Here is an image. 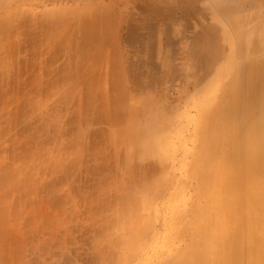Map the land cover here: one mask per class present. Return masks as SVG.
Wrapping results in <instances>:
<instances>
[{"label": "rangeland", "instance_id": "obj_1", "mask_svg": "<svg viewBox=\"0 0 264 264\" xmlns=\"http://www.w3.org/2000/svg\"><path fill=\"white\" fill-rule=\"evenodd\" d=\"M58 1L60 0L20 1L21 4L29 8V16L31 18L21 16L20 19L18 17L16 20L18 43L15 44L18 48L15 46L12 48L11 46H13V43L10 42L12 44L10 45L9 41L4 38L3 33L0 31V57H2V59L0 58V179L2 178L0 180V186H2V189H0V264H94V245L99 244L98 246H100L105 243L100 241V237L102 238L101 231L109 230V234L107 233V235L110 236H105L108 241L109 237L111 240L113 238L111 233H117L116 222L113 217H121L119 211V197L130 194L133 189L136 188L138 184L137 181L140 180L142 176L141 173H139L140 176L137 178L136 175L138 174H130L125 169L127 144L120 140L123 134V132L121 134L120 130L126 129L125 124L127 122L126 113L128 107L137 103L138 100H143L148 97L153 98L155 100L154 104L159 111L164 112L171 119L170 127L165 129L160 128V130H163L161 131V135L171 140L170 156L161 168L164 172L161 178L165 184V192L163 195L157 197L153 196L151 199L148 210L151 218L150 234L147 233L144 237L141 248L131 255L125 263H117L116 261V258L118 259V257L125 253V251H122L124 250V246L121 247L119 244H117V246L109 245V248L110 246V249L114 248V256L117 253L116 258L113 255L110 256L115 259L113 264H159V262L161 263V258L167 257L170 253V251H166L164 254H161L159 250L160 243L165 240L164 237L169 235L174 228V217L170 202L175 198V195H169L171 188L174 190L172 193H175L176 190L173 188L175 182L184 181L187 186L186 193L189 194L190 189L194 187L192 180L184 175L182 163H185L186 156H191L192 152H194L196 124L193 121L199 116V107L205 96L199 91V89H201L200 85L217 72L218 68L216 67H218L229 53H226V48L227 50L229 49V44H226V48H224V41H220L216 38L218 31L220 33L226 27L225 21L221 18L220 14L216 12V9H219L220 12L226 16H239L245 13L249 16L247 22H245V27L249 29L252 25L258 27L264 22V2L262 0ZM13 6L9 10H13ZM86 10H88L89 13ZM95 12L98 15L100 13V15L98 17L97 14L93 16ZM1 13H4V10H0V14ZM76 15H80L79 19ZM82 16L84 19H81ZM89 16H91V18ZM104 16L106 20L110 21H105L103 19ZM100 17L109 24L107 26L105 23L108 28L103 27L105 25H102V20L100 22L101 24L99 23L100 20H98V18L100 19ZM89 18L92 22L87 24ZM38 20H40V22H38ZM84 20H86L85 24H83ZM53 22L57 23L54 24ZM95 22L97 24L94 26L93 24ZM76 23H78V25ZM44 24L45 26L47 25L45 28ZM98 24H100V26L102 25V27H100L101 29L97 28V31H92L93 27H99ZM57 25H60L61 28ZM114 26L117 27L116 30ZM50 27L52 31L49 29ZM56 28L60 29L58 30ZM74 28L77 29L74 31ZM80 28L87 31L90 28L92 29L84 35L86 32L81 31V33L79 31L81 30ZM102 28H107L105 32L102 31L104 32L102 33L103 38L102 35H99L101 34L100 30H105ZM113 30L119 31L117 33L114 32L116 33L114 34L112 32ZM108 31L109 35L106 36L108 37L106 39L104 36L107 35L105 33H108ZM41 32L44 35L41 34ZM112 33L115 36L118 35L116 39L119 37V41L115 39V36L114 40L119 42L120 46L115 44L113 47L114 40L111 38V36H113ZM30 36L32 39H30ZM85 38L90 42L86 41ZM63 39L65 41H63ZM34 41L35 43H33ZM88 43L93 44L95 47H92L91 44L88 45ZM72 44L75 46V49L78 47L76 49L78 50L77 52L74 49L75 52L72 53ZM68 45L69 47H67ZM85 45L86 48L89 46V50L88 48L87 50L85 49ZM80 46L82 48H79ZM58 48L60 50H58ZM117 48L119 49L117 50ZM54 49L58 51L56 52ZM92 49H95L94 53H97L95 56L91 52L93 51ZM96 50L98 52H96ZM103 50H107L106 53H103ZM11 51L13 53H11ZM67 51H70L69 54ZM87 51L90 53L88 54ZM85 53L87 56H91L89 57L91 60L86 59ZM213 54L217 56L214 57ZM72 55H75L74 58H76L72 59ZM110 55L115 57L112 58ZM53 56L55 57L51 59ZM79 56H81V58H79ZM120 56H122V59L119 58ZM259 56L264 58V50ZM66 57H68V59H66ZM83 57L87 61L84 60ZM96 57L101 59L99 60ZM116 57L119 58L120 62ZM78 58L79 61L83 58L81 63H78ZM95 58L97 61H94ZM115 58L117 61L114 60ZM91 61L94 63L92 64ZM112 61L115 64L120 63L117 66L123 64L121 65L123 70V75L121 74L122 78L120 77L118 79V74L121 71L118 72L119 68L114 66ZM9 62H11V65ZM85 62L89 63L91 66L87 63L85 64ZM66 63L69 64V67ZM72 63H75V65ZM81 64L82 66H80ZM52 65L53 67H50ZM92 65L96 69L94 67L90 69ZM72 67L76 70H72ZM7 68H9V71H4V69L6 70ZM98 68L101 69L98 70ZM103 68L105 69V73ZM45 69L47 71L51 69L54 71L51 70L52 72L48 71L47 73L44 71ZM63 69L66 71L65 73L61 71ZM56 70L57 72L59 70V72L57 73ZM98 71L100 73L97 76ZM17 72L20 73L17 74ZM91 72H94V75L91 74ZM11 73L13 75H11ZM49 73L51 74L49 75ZM88 73L90 74L91 80L93 79L95 81L96 77H98L97 82H95L96 88L93 80L89 82ZM56 74L58 76L62 75L59 76V78L55 76ZM82 74H84V76L81 77L80 75ZM62 76H65L64 81L67 78L71 80L67 79L64 82L61 79ZM94 76L95 78H93ZM115 76H117V78H115ZM84 78H86L85 80L88 79V81L86 82L83 80ZM116 79L119 84L122 82L120 84L122 86L118 85ZM8 80L11 82L9 81L8 83ZM83 81L88 84L87 88ZM102 81H104L103 86H105V88H103L105 90L102 89L101 92L104 94L106 93V95L102 93L104 98L100 95L101 92L98 94V87L100 86L98 84L102 86ZM50 82H59L62 86H59L58 83L51 84ZM91 82H93V85ZM113 83L114 85H112ZM110 85L113 87L118 85L115 86L116 88L114 87L116 91L111 88L112 86L110 87ZM119 86L121 88H119ZM83 87L86 89V92L91 91V88L94 87L93 89L96 90L91 91V94L94 93L95 97H89L91 95L89 93L86 94L87 97ZM21 88H23V91H21ZM110 88L115 92L113 93L115 98L112 96L111 92L113 91H110ZM12 91L14 93H12ZM120 95L121 97L119 98ZM5 96H7V98ZM92 96L94 95L92 94ZM96 96H98V98ZM99 96H101L102 99H99ZM20 97L22 99H20ZM111 97L112 99L114 98L113 100L115 102L110 100ZM120 99H123V101ZM101 100L105 102L104 105H101L103 104ZM117 100L119 102L121 101V106L118 105V107H114L115 104L118 103ZM92 101L94 103H92ZM20 103L23 107L20 106ZM112 103L114 105H112ZM122 104H124L123 106L125 108H123ZM102 106L104 107L102 108ZM114 109H119V111H116L117 113L115 114ZM122 109H125V114ZM85 111H87V114ZM103 111L104 116L102 114ZM4 112L5 114L3 115ZM112 112L122 119V116H124L125 119L120 120L118 118L117 120L115 117V121L112 119L114 118ZM24 113H26L25 115L27 117L22 116ZM18 115L21 116L18 117ZM106 116L116 123L113 121L108 122L105 119ZM71 117L72 119H70ZM84 117L87 120H85ZM194 117L195 119H193ZM82 118L85 120V123L82 121ZM36 119L37 122H35ZM104 119L105 123H101L103 122L101 120ZM146 119L148 120V116L146 117V115L141 118L144 124ZM99 120L101 122H99ZM97 122H99V124H97ZM26 125L28 126V131ZM95 127L99 131H97ZM106 128L108 132H106ZM2 131L6 132L2 134ZM100 131L102 132L101 134ZM93 134L96 135L94 136ZM4 135L5 137H3ZM103 135L106 136L107 140ZM90 137L91 141L93 140L92 144ZM95 137H99V139ZM108 138L110 139L108 140ZM85 140L87 141L86 143ZM96 140L99 141L96 142ZM101 140V144L106 140V142H104L105 145L99 144ZM21 145H23V147H28V150L27 148L25 149V147L24 150ZM93 145H95V147ZM86 152L87 154L85 155ZM12 153L13 155H11ZM100 156L101 159L98 158ZM90 158L91 160H89ZM57 160L63 163L61 167L56 168V165H54ZM99 164L105 165L104 167L107 170L101 167V165L99 166ZM28 165L29 189H27L26 185L21 187L12 185L10 177H6L5 174L7 172L10 173L11 170L14 169L18 172V166V168L21 169L20 175L22 176L25 174L22 170H26ZM82 170L87 172L84 174ZM150 170L154 171L152 166ZM69 172L70 174H68ZM103 173L104 176H102ZM151 174H154V172H151ZM78 176H80V178ZM99 177H102L101 180ZM76 179L80 180L77 181ZM87 180L89 181L87 182ZM94 180L98 182L97 185L94 183ZM89 187H92V189ZM65 193L66 196L64 195ZM93 194L94 198L97 196L94 200ZM61 198L66 199L68 203ZM68 199L72 201L70 200V202ZM17 204L19 206H17ZM64 207L65 210H63ZM5 211L8 213H5ZM94 211L97 214H95ZM30 217L32 218L31 220ZM39 229H41L40 232ZM8 238L9 240H6ZM118 238L119 240L121 239L119 236H114L113 240H118ZM96 239H100L97 244H95ZM40 245H46L48 247L42 246L43 248H41ZM115 251L116 253L114 254ZM148 258L150 262H146Z\"/></svg>", "mask_w": 264, "mask_h": 264}, {"label": "bare ground", "instance_id": "obj_2", "mask_svg": "<svg viewBox=\"0 0 264 264\" xmlns=\"http://www.w3.org/2000/svg\"><path fill=\"white\" fill-rule=\"evenodd\" d=\"M20 1L21 0H0V10H4V13L0 14V31L3 33L4 38L9 41V43L10 42L13 43V46H11L12 48L14 46L18 48V46L15 44V43H18L17 42L18 29H17V25H16V20L18 19V17L20 19L21 16L22 17H24V16L30 17L29 16V8L27 6L21 4ZM60 1H62V0H60ZM60 1H58V2H60ZM262 1L264 2V0H262ZM12 6H13V10H9L12 8ZM98 9H99V7H98ZM88 10H86V11L89 13L90 10L89 11ZM216 10H217L216 12H218V14H220L221 18L226 23L225 29H223L220 33L218 31L216 38H218V40H220V41L221 40L224 41V42L222 41L224 46H225L224 48H226V44L227 45L229 44V49L227 50V48H226V53H228V52L229 53L227 54L226 58L218 65V67H216V68H218L217 72L214 73L208 79H206L204 82H202V84L200 85L201 89H199V91H201V94L205 95V96H204V100H203L202 104H200V107H199V116L197 117L196 120L193 121L196 124V132H195L196 133V136H195L196 142H195L194 152H192L191 156H186L185 163L184 164L182 163V166L184 168V175H186L188 178H190L192 180L194 187H193V189H190L189 194L186 193L187 192V186L184 183V181L175 182V186L173 187L176 190L175 193H172V191H174V190H172V188H171L169 195H172V194L175 195V198L170 202L171 210H172L173 217H174V228H173V231H171V233L169 235L164 237L165 240L160 243L161 245L159 246L160 247L159 250H160L161 254H164L166 251L167 252L170 251V253L167 257L161 258V260H160L161 263L159 262V264H264V58L259 56V54H261V52L264 50V22L262 23V25H260L258 27L252 25V27L247 29V27H245V22H247L249 16L246 15L245 13H243L239 16H237V15L226 16L225 14H222L219 9H216ZM96 14L97 13L95 12V14H93V16ZM83 15H84V13H83ZM99 15H100V13H99ZM99 15L97 14V17ZM105 15H108V14H105ZM76 16H78V15H76ZM79 17H80V15L78 16V19H79ZM89 17L91 18V16H89ZM101 17H100V19L98 18V20H100L99 23L102 20ZM30 18H28V19H30ZM86 18H88V17H86ZM90 18H89L87 24L88 23L90 24L92 22V20H90ZM107 18H108V16H107ZM109 18H110V15H109ZM81 19H84L83 16ZM103 19L105 21H108L105 19V16ZM86 20H84V22L82 21L83 24H85ZM104 20H102L104 23V24L102 23V25H105L103 27H107L109 24H107V22H105ZM51 21H52V19H51ZM14 22H15V24H14ZM18 22H17V24H18ZM38 22H40V20H38ZM82 22H81V24H82ZM23 23H25V22H23ZM41 23H39V24H41ZM55 23H57V22H55ZM78 23H79V21H78ZM78 23H76V24L78 25ZM105 23L107 24V26ZM96 24L97 23L95 22L93 25L95 26ZM100 24H98L99 27H93V29H95V30H93L92 28H90V29H92V31H97V28L102 27V25L100 26ZM77 25H76V27H77ZM82 25H81V27H82ZM46 26L44 24V28ZM57 26H59L61 28L60 25H57ZM86 26H88V25H86ZM51 27L49 29L52 31ZM107 28L106 29L102 28L105 30H100L101 29L100 28L99 30L101 31V34H99V35H102V33H104L107 30ZM116 28L117 27H115V30H116ZM56 29H58V28H56ZM76 29L74 28V31ZM85 29H87V28H85ZM90 29H88V31H90ZM79 31L80 32L85 31L86 33H84V35L87 34V32H88L87 30H83V29H81ZM102 31H104V32H102ZM118 31L119 30H117V31L113 30L112 32L117 33ZM70 32H71V30H70ZM48 33H51V32H48ZM116 33H114V34H116ZM41 34H43V33L41 32ZM78 34H79V32H78ZM105 34H107V35H105L104 37L108 36L109 31H108V33H105ZM114 34H113V36H111V38H113V40H114V36H115ZM89 35H92V34H89ZM34 36H35V32H34ZM117 36H115V39ZM94 38H96V37H94ZM102 38H103V35H102ZM107 38L108 37H106V39ZM118 38L116 39L117 41H119ZM30 39H32V37ZM87 39H86V41H89ZM113 40L111 39L112 42H113ZM116 40H114L113 47L115 46V44H118L120 46L119 42H116ZM1 41H2V39H1ZM63 41H65V40L63 39ZM11 43H10V45H12ZM33 43H35V41ZM89 44H91V43H88V45ZM219 45H220V43H219ZM57 46H59V45H57ZM60 46H61V44H60ZM91 46L95 47V46H93V44H91ZM67 47H69V45ZM74 47L75 46H73V44H72V47H71L73 49L72 53H74L75 50L78 48V47H76V49H75ZM59 48H58V50H60ZM61 48H63V47H61ZM79 48H82V47L80 46ZM87 48L89 50V46ZM87 48L85 45L86 50H87ZM99 48H101V47H99ZM118 49L119 48H117V50ZM54 50L56 51V49H54ZM82 50L86 51L84 49H82ZM94 50L93 51L90 50V51L95 56V54H97V53H94ZM104 50H103V53H106L107 50L106 51H104ZM77 51L78 50H76V52ZM69 52H68V54H69ZM96 52H98V51L96 50ZM11 53H13V52L11 51ZM11 53H10V55H11ZM89 53L90 52H88V54ZM78 54H80V53H78ZM120 54H121V52H120ZM70 55H71V53H70ZM76 55H77V53H76ZM72 56L73 57H71V58L73 59L75 55H72ZM117 56H118V54H117ZM122 56H123V54H122ZM122 56H120L119 58L122 59ZM213 56L215 57L217 55L213 54ZM54 57L55 56L51 57V59ZM86 57H87L86 58L87 60H91V59H89V57H91V56H87V54H86ZM98 57H96V58L100 60L101 58H98ZM110 57L113 58L115 56L110 55ZM0 58L2 59V57H0ZM79 58H81V56H79ZM79 58H78V63L79 62L81 63L82 59L84 57L80 61H79ZM96 58L94 61H97ZM116 58L114 60L117 61V59H118V61H119V58H117V59ZM66 59H68V57H66ZM66 59H65V61H66ZM86 59L84 58V60H86ZM56 60H54V61H56ZM48 61H49V59H48ZM52 62H53V60H52ZM71 62H72V60H71ZM10 63L11 62H9V64ZM86 63L87 62H85V64ZM91 63L93 64L94 62L91 61ZM121 63H122V60H121ZM53 64H55V63H53ZM72 64L75 65V63H72ZM82 64L80 66H82ZM87 64H89V63H87ZM119 64L120 63H116V64L114 63V66H117ZM48 65H46V66H48ZM64 65H65V63H64ZM67 65L69 67V64H67ZM84 65H83V67H84ZM121 65H123V64H121ZM121 65L117 66L119 68V69L117 68L119 70L118 72L121 71L118 74L119 75L118 79L123 75V70H122ZM15 66H16V64H15ZM89 66H91V65L89 64ZM110 66H111V64H110ZM50 67H53V65ZM93 67L94 66L92 65V68L90 67V69H93ZM61 68H62V65H61ZM8 69L9 68H7L6 70L4 69V71L7 72ZM73 69H75V68L72 67V70ZM90 69L88 67L89 71H90ZM99 69H101V68H98V70ZM123 69H124V67H123ZM38 70H39V68H38ZM51 70H48V71L49 72L54 71V70H52V71ZM59 70H58V72H59ZM78 70H79V67H78ZM104 70L105 69L103 68V71ZM44 71H46L48 73V71L46 69ZM61 71H64V69ZM11 72H13V71H11ZM56 72H57V70H56ZM65 72L66 71H64L63 73H65ZM80 72H79V74H80ZM19 73L17 72V74H19ZM93 73L91 72V74H93ZM99 73L100 72L98 71L97 76L99 75ZM104 73H105V71H104ZM50 74L51 73H49V75ZM11 75H13V74L11 73ZM45 75H46V73H45ZM61 75H59V76H61ZM88 75H89V82H90V80H91L90 74L88 73ZM55 76H58V75L56 74ZM65 76L61 77V79L63 81H64ZM80 76L82 77V76H84V74H82ZM117 76H115V78H117ZM7 77H8V75H7ZM58 77H57V79H58ZM70 77H72V76H70ZM103 77H102V80H103ZM91 78H92V75H91ZM93 78H95V76ZM97 78L98 77H96L95 81L92 79L94 81V83L97 82V80H98ZM85 79L86 78H84L83 80H85ZM100 79H101V77H100ZM109 79H111V78H109ZM28 80H29V78H28ZM9 81L10 80H8V83H9ZM55 81H56V79H55ZM85 81L87 82L88 79ZM85 81H83L84 84H86ZM103 82L104 81L101 82L102 86H101V84H98V85H100L98 87L100 89V90L98 89V94H100L99 92H101V90L105 88V86H103ZM116 82H117V79H116ZM28 83H29V81H28ZM53 83H55V82H53ZM53 83H51V84H53ZM57 83L59 84V82H57ZM57 83H55V84H57ZM91 83L93 85V82H91ZM99 83H100V81H99ZM11 84H13V83H11ZM15 84H16V82H15ZM120 84L118 83V85H120ZM87 85L88 84L85 85L86 88L88 87ZM112 85H114V83ZM112 85H110V87ZM118 85H115V86H118ZM59 86H62V85L59 84ZM94 86L96 88V83L94 84ZM120 86H122V85H120ZM120 86H119V88H121ZM114 87L112 86L111 88L114 89ZM56 88H57V86H56ZM93 88L94 87L91 88V91L96 90ZM111 88H110V91H113V89L111 90ZM0 89H1V87H0ZM21 89H22L21 91H23V88H21ZM83 89H84V87H83ZM9 90H11V89H9ZM19 90H20V88H19ZM84 90H85V95L88 93L91 94V91L86 92V89H84ZM121 90H123V89H121ZM3 93H5V92H3ZM12 93H14V92L12 91ZM102 93L103 92H101V94H100L101 96H102ZM111 93H112V96H114L113 93H115V92L113 91ZM120 93H121V91H120ZM92 94L94 96H92ZM92 94L89 97H95V94L94 93H92ZM117 94H119V93H117ZM103 95H106V93L105 94L103 93ZM77 96H76V98H77ZM101 96H99L100 97L99 99L104 98V96H102V98H101ZM5 97L7 98V96H5ZM5 97H4V99H5ZM96 97L98 98V96H96ZM120 97H121V95L119 96V98ZM114 98H115V96H114ZM11 99H12V97H11ZM20 99H22V98L20 97ZM113 99L111 97L110 100L114 101ZM120 100L123 101V99H120ZM83 102H84V97H83ZM102 102H103V104H101V105H104L105 102L104 101H102ZM120 102L118 101L119 104L116 103L117 106L115 104L114 107H118V105L121 106ZM92 103H94V102L92 101ZM113 103H112V105H114ZM154 103H155V100L153 98L148 97V98H145L143 100L142 99L138 100L137 103L128 107V109H127V113H126L127 114V122L125 124L126 129L120 130L121 134L123 132L122 137H120V140L127 144V150H126V155H125V169L130 174H133V175L138 174V175H136L137 178L140 176L139 173H141L142 176L140 177V180L137 181L138 184L136 185V188H134V189L132 188L133 191L130 194H127L125 196L123 195V196L119 197V199H120L119 211H120L121 217H113V219L116 222L117 233L116 234H115V232L111 233L113 235L112 236L113 238H114V236L115 237L119 236L121 238L120 240L118 238L119 243H118V240H113V238L111 240V238L109 237L110 242L105 238V236L106 237L110 236V235H107V233L109 234V230L108 231L107 230L101 231L102 238L100 237L101 240L96 239L95 244H97V242H99V240L102 242H105V243L103 245H100V246H98L99 244L94 245V248H95V256H94V260H93L94 264H113L115 259L110 257V256L113 255L114 248L110 249L111 246L109 248V245L117 246V244H119L121 247L124 246L123 247L124 250H122V249L121 250L125 251V253L122 256L118 257V259H117L116 258L117 253L115 251L114 254L116 253V255L115 256L113 255V256L116 258L117 263H125L131 255L136 253V251L139 248H141L142 241H143L144 237L147 235V233L150 234L149 229H150V224H151V218H150L149 211H148L149 210V204H150L153 196H155V197L161 196L165 192V188H164L165 184L163 183L164 181L161 178V176L163 175L164 172L161 168L164 166L165 162L167 161L168 157L170 156L169 151L171 148V140L170 139L168 140L167 137H165L164 135H161V131H163V130H160V128L165 129L167 127H170L171 126V119L164 112L159 111V109L157 108V106ZM86 105H88V104H86ZM123 105L124 104H122V106ZM20 106L23 107V105H21V103H20ZM103 107L104 106H102V108ZM13 108H15V107H13ZM102 108H101V110H102ZM123 108H125V107L123 106ZM111 109H112V107H111ZM119 109L118 110L114 109L115 114L117 113L116 111H119ZM19 110H21V109H19ZM49 110H51V109H49ZM122 110H121V112H122ZM182 110H183V108H182ZM104 111L102 112V114L104 113ZM106 111H108V110H106ZM110 111H112V110H110ZM5 112L3 113V115L5 114ZM26 113H29V112H26ZM26 113H24V115L22 114V116H26L25 115ZM85 113L87 114V111H85ZM85 113H83V114H85ZM113 113L114 112H112V114ZM123 113L125 114V111ZM118 114H121V113H118ZM124 114H122V115H124ZM144 115H146V117L148 116V120L146 119L145 124L141 120V118ZM20 116L18 115V117H20ZM88 116H89V114H88ZM97 116L100 117L99 115H97ZM103 116H104V114H103ZM112 116H114V118H112L114 120H115V117L117 120H118V118L120 120L122 119V118L118 117V115L116 116L113 114ZM28 117H29V115H28ZM90 117H91V115H90ZM122 117H123V119H125L124 116H122ZM73 118H74V115H73ZM101 118H102V115H101ZM70 119H72V117ZM84 119L87 120L85 117H84ZM84 119L82 118V121H84V123H85ZM105 119L108 122L113 121V120H111V118H109V117L107 118V116ZM105 119L101 120L103 122H101L100 120H99V122L105 123ZM193 119H195V117ZM183 120H185V119H183ZM115 121H113V122H115ZM35 122H37V119L35 120ZM93 122H94V120H93ZM99 122H97V124H99ZM86 123H87V121H86ZM67 124H68V122H67ZM95 124H96V122H95ZM92 128H94V127H92ZM13 129H14V127H13ZM70 129H71V127H70ZM75 129H76V127H75ZM91 130H93V129H91ZM105 130H107V128ZM27 131H28V126H27ZM27 131H26V133H27ZM97 131H99V130L97 129ZM101 131H100V134L102 133ZM5 132L6 131H4V132L2 131V134ZM69 132L71 133V130ZM106 132H108V130ZM92 133H94V132H92ZM22 134H23V132H22ZM3 137H5V135ZM51 138H53V137H51ZM95 138L99 139V137H95ZM104 138L106 139V136H104ZM118 138H119V136H118ZM109 139L110 138H108V140ZM86 140H85V143L87 142ZM106 140L103 141L102 144H104V142H106ZM90 141H91V137H90ZM92 141H91V144H92ZM98 141L96 140V142H98ZM101 142H102V140L99 143L100 145H102ZM21 146L23 147V145H21ZM71 146H72V144H71ZM93 146L95 147V145H93ZM24 147H23V149H24ZM26 148L28 150V147H25V149ZM12 150H13V147H12ZM11 151H10V153H11ZM99 153H100V150H99ZM86 154H87V152L85 153V155ZM89 154H90V151H89ZM11 155H13V153ZM93 155H94V152H93ZM95 155H97V154H95ZM108 155H109V153H108ZM28 158H29V156H28ZM98 158L101 159V156ZM89 160H91V158ZM54 165H56V168H58V167H61L63 165V163L60 160H57V161H55ZM100 165H101V167L106 169L104 167L105 165L103 166L102 164H99V166ZM87 166H89V165H87ZM87 166H86V168H87ZM151 166L154 169V171L150 170ZM91 168H93V167H91ZM156 168H157V170H156ZM17 170H18V172L16 171V169L11 170L10 173L7 172L5 174V176L8 178L10 177L12 185H16L18 187L26 185L27 189H29V165L27 166L26 170L25 169L22 170L23 173H25L22 176L20 175L21 169H19L18 166H17ZM93 170H90V171H93ZM4 171H5V169H4ZM69 171L71 172L70 169H69ZM70 172L68 174H70ZM83 172H82V175L85 178L84 174L87 171L84 172V174H83ZM151 172H154V174H151ZM73 175H74V173H73ZM1 176L4 177L3 175H1ZM60 176L64 177L62 175H60ZM102 176H104V173ZM78 177L80 178V176H78ZM101 178H100V180H101ZM63 180H64V178H63ZM65 180H66V176H65ZM78 180H80V179H78ZM95 180H94V183H96V185H97L98 182H95ZM88 181L89 180H87V182ZM87 182H85V183H87ZM2 183H3V181H2ZM5 185H6V183H5ZM94 186H95V184H94ZM83 187H84V185H83ZM56 188H57V186H56ZM89 188L92 189V187H89ZM0 189H2V186H0ZM74 189H75V187H74ZM82 189H84V188H82ZM56 191H57V189H56ZM64 195L66 196V193ZM22 197H24V196H22ZM59 198H60V196H59ZM63 198H61V199H63ZM95 198H94V194H93V200ZM56 199L58 200V197ZM63 200L66 201V199H63ZM70 200L71 199H68V201H70ZM103 205H105V204H103ZM17 206H19V205L17 204ZM95 206H96V203H95ZM61 207H63V206H61ZM86 209H87V207H86ZM63 210H65V207L63 208ZM105 211H106V209H105ZM6 212L7 211H5V213ZM95 214H97V213L95 212ZM109 217H110V215H109ZM68 218H70V217H68ZM73 218H75V217H73ZM88 218H90V217H88ZM103 218H105V217H103ZM31 219L32 218L30 217V220ZM27 227H29V226H27ZM40 227H41V225H40ZM91 227H92V225H91ZM92 230H94V229H92ZM40 231H41V229H39V232ZM29 232H30V230H29ZM99 233H100V231H99ZM29 236H31V235H29ZM15 238H17V237H15ZM103 239H104V241H103ZM6 240H9V238ZM30 242H31V240H30ZM100 244H102V243H100ZM42 246H41V248H43L46 245H44L43 247ZM46 247H48V246H46ZM148 261L150 262L149 258L146 260V262H148Z\"/></svg>", "mask_w": 264, "mask_h": 264}]
</instances>
